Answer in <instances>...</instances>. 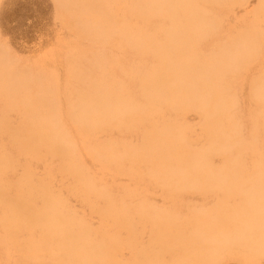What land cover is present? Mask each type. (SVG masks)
I'll return each instance as SVG.
<instances>
[{
    "label": "bare ground",
    "instance_id": "obj_1",
    "mask_svg": "<svg viewBox=\"0 0 264 264\" xmlns=\"http://www.w3.org/2000/svg\"><path fill=\"white\" fill-rule=\"evenodd\" d=\"M54 1L63 51L0 34V264H264V0Z\"/></svg>",
    "mask_w": 264,
    "mask_h": 264
},
{
    "label": "rangeland",
    "instance_id": "obj_2",
    "mask_svg": "<svg viewBox=\"0 0 264 264\" xmlns=\"http://www.w3.org/2000/svg\"><path fill=\"white\" fill-rule=\"evenodd\" d=\"M257 6V0H250L247 6L235 12V16L245 18L254 12ZM56 15L57 6L54 0H1V38L13 54L24 61H36L51 52L63 51L64 44L68 42L70 36ZM39 172L44 175V171L39 170ZM67 184L69 181H59L60 187ZM65 196L70 202L73 213L89 218L93 229L99 226V219L90 214L86 205L68 196L67 193Z\"/></svg>",
    "mask_w": 264,
    "mask_h": 264
}]
</instances>
